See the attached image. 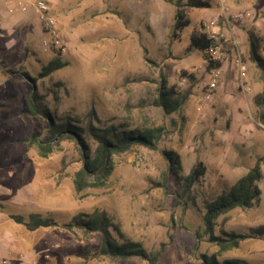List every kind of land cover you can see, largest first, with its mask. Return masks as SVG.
I'll return each instance as SVG.
<instances>
[{
  "label": "rangeland",
  "instance_id": "obj_1",
  "mask_svg": "<svg viewBox=\"0 0 264 264\" xmlns=\"http://www.w3.org/2000/svg\"><path fill=\"white\" fill-rule=\"evenodd\" d=\"M46 1L56 16L57 0ZM118 1L73 0L67 6L71 27L67 34L60 33L68 47L59 54L65 66L46 76L39 75L42 65L56 53L42 49L43 32L36 16L32 11L1 14L0 256L8 264H150L139 257L100 255L99 233L83 235L61 227L72 215L94 210L106 212L125 238L148 251L163 243L155 264H203L202 253L218 252L207 235L197 238L205 201L248 171L251 164L246 161L232 166L244 157L247 146L253 147L255 158L264 152V123L259 121L253 101L255 94L264 93V79L248 58L247 38L248 29L258 33L264 55V0H228L234 10L247 9L252 14L233 28L247 71L241 80L232 63L231 44L226 42L218 85L209 101L203 99L210 70L203 63L205 52L186 50L191 32L203 33L205 23L216 14L214 5L185 8L189 24L172 37L175 10L169 0H136L139 6L120 12ZM22 17L32 23L14 27L12 22ZM122 22L125 29H121ZM218 25L222 26L220 21ZM24 72L35 79L36 87L58 112L84 119L94 107L103 123L161 126L157 149L134 145L122 155H114V169L105 187L76 192L72 178L81 165L76 145L59 141L42 157L25 141L32 132L44 135L47 124L43 116L29 113L32 82ZM242 81L247 89L243 90ZM170 87L176 92L189 88L190 93L178 110L165 113L153 100L159 90ZM200 105L204 106L198 110ZM236 114L242 120L241 132L231 139L229 126ZM199 161L204 173L188 191L184 177ZM169 162L177 164L176 173L168 169ZM260 169V200L250 208L236 207L222 214L217 219V233L221 228L236 232L257 225L264 228V160ZM31 212L51 216L57 224L30 231L12 217L26 219ZM238 256L264 264V236L240 241L237 248L218 258Z\"/></svg>",
  "mask_w": 264,
  "mask_h": 264
},
{
  "label": "trees",
  "instance_id": "obj_2",
  "mask_svg": "<svg viewBox=\"0 0 264 264\" xmlns=\"http://www.w3.org/2000/svg\"><path fill=\"white\" fill-rule=\"evenodd\" d=\"M174 6V19L170 36L175 37L184 27L189 24L185 16L187 7L207 8L211 3L209 0H169ZM249 43L248 58L259 70L260 77L264 79V55L262 52V37L253 30H247ZM212 39L201 31H194L190 34V42L187 50L198 49L205 51ZM221 62L217 63L220 66ZM65 66L59 54L42 65L39 75H48L53 71ZM11 73L16 71L8 70ZM185 74V71H182ZM26 79L31 83V90L28 96L27 106L29 113L40 115L46 119L47 129L44 135L32 132L25 139L28 146H34L42 157H47L59 144V141H72L78 148L81 165L78 167L72 178V184L76 192L80 193L87 188H103L106 186L113 169L114 155H122L132 146H145L157 149L163 128L161 126L128 127L121 123H103L94 107H91L84 115V119L69 113L58 112L56 105L52 107L46 94L41 92L35 83V79L24 72ZM191 76V75H190ZM190 93L187 88L183 92H176L173 87L166 90H159L158 96L154 98L153 104L161 107L165 113L175 112L182 106ZM253 101L257 107V117L264 123V93L258 92L254 95ZM167 156V151H164ZM170 159L172 156H168ZM264 155L259 156L247 172L239 176L235 182L225 187L211 200L204 203L201 223L202 231L197 232L200 239L207 235V241L217 246V253L208 255L202 253L203 264H253L244 257L218 258L223 252L235 249L240 241L250 237L264 235L262 225L252 226L246 232L226 231L221 228L216 232L217 219L222 214H227L235 207L250 208L260 200L261 190L257 183L262 177L260 164ZM172 173L177 172L175 162L167 163ZM204 164L199 161L189 171L185 178V189L189 191L193 182L204 173ZM157 186H164L157 183ZM166 188V187H165ZM28 230L33 231L41 227L56 225L57 222L51 216H42L39 212H31L25 219L22 215L12 216ZM61 227L71 232H82L83 235L91 232L100 235V255L111 258L139 257L155 264L163 251L164 244L154 251H148L141 243L125 238L118 225L104 211L94 210L92 213L80 212L72 215L63 222ZM116 235V236H115Z\"/></svg>",
  "mask_w": 264,
  "mask_h": 264
},
{
  "label": "built area",
  "instance_id": "obj_3",
  "mask_svg": "<svg viewBox=\"0 0 264 264\" xmlns=\"http://www.w3.org/2000/svg\"><path fill=\"white\" fill-rule=\"evenodd\" d=\"M209 1L214 5L216 14L205 23L206 29L203 32L207 37L212 39V42L204 51L205 57L203 58V63L210 66V70L207 73L206 88L203 91L204 101L212 99L214 89L217 88L222 70L221 65L217 66V63L223 59L222 51L226 42L231 44V51H233L232 63L237 75L241 80L245 78L247 65L241 59L239 53L240 39L235 34V31H233V28L243 25L248 18H252L250 10H234L228 0ZM26 11H32L40 23L41 31L43 32L42 49L45 52L64 54L68 46L59 31L57 18L46 0H0V27L3 25L1 17L3 12L16 16ZM219 21L222 24L221 27L218 25ZM181 81H186V78L183 77ZM241 85H243V81ZM203 106L200 105L197 109L201 110ZM7 261V258L0 256V264H8Z\"/></svg>",
  "mask_w": 264,
  "mask_h": 264
},
{
  "label": "crops",
  "instance_id": "obj_4",
  "mask_svg": "<svg viewBox=\"0 0 264 264\" xmlns=\"http://www.w3.org/2000/svg\"><path fill=\"white\" fill-rule=\"evenodd\" d=\"M73 0H57V4H58V9L59 10L61 8L60 11H57L56 10V18H57V23H58V26H59V31H62L64 32V34H67L69 29H70V22L72 20L71 16L67 14V6H70L71 3H72ZM129 1V2H127ZM133 1V2H132ZM132 2V3H131ZM118 4H119V8H118V12H120L121 10L123 9H127L128 7L130 6H139L137 3H136V0H119L118 1ZM62 8H64V10L62 11ZM120 9V11H119ZM157 12V10L155 9V12L153 14H155ZM22 14H25V13H22ZM21 15V14H19ZM32 22L27 20L25 17H22L20 19H18L17 21H13L12 22V25L14 27H16V24H18L19 26L23 25L25 26V24L27 26H29ZM39 23V22H38ZM40 24V23H39ZM3 25H4V22H3ZM2 25V27H3ZM17 25V26H18ZM125 25H123V22H122V25H121V29H125ZM1 29V27H0ZM244 85H242L243 87ZM248 87L245 85V87H243V90L244 89H247ZM241 126H242V120H241V117L239 116V114H236V115H233L232 116V120H231V125L229 126V129H230V132H229V136L231 139H236L237 136L239 135V133L241 132ZM248 149L245 150V152L243 153L244 154V157H242V159H239L238 161H236V163H233L232 166H238V165H241V164H244L245 161L246 163H250L251 166L253 164H255L256 162V159L259 157V156H262L264 154L263 153H260L256 158L253 157V147L252 146H247ZM250 166V167H251ZM249 167V168H250ZM236 208V207H235ZM243 208V207H242ZM234 209V208H233ZM231 209V210H233ZM230 210V211H231ZM262 236V235H260ZM260 236H257V237H260ZM264 236V235H263ZM246 239H249V238H246ZM245 239V240H246ZM244 240V239H243ZM242 240V241H243ZM244 240V241H245ZM239 257V256H238ZM245 259V258H244ZM247 260V259H246ZM249 261V260H248ZM251 262V261H249ZM253 263V262H251ZM254 264V263H253Z\"/></svg>",
  "mask_w": 264,
  "mask_h": 264
},
{
  "label": "bare ground",
  "instance_id": "obj_5",
  "mask_svg": "<svg viewBox=\"0 0 264 264\" xmlns=\"http://www.w3.org/2000/svg\"><path fill=\"white\" fill-rule=\"evenodd\" d=\"M245 47V46H244ZM249 48V47H248Z\"/></svg>",
  "mask_w": 264,
  "mask_h": 264
}]
</instances>
